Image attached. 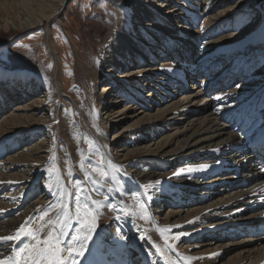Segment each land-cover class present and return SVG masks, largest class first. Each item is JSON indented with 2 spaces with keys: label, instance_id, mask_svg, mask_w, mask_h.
I'll return each instance as SVG.
<instances>
[{
  "label": "bare ground",
  "instance_id": "6f19581e",
  "mask_svg": "<svg viewBox=\"0 0 264 264\" xmlns=\"http://www.w3.org/2000/svg\"><path fill=\"white\" fill-rule=\"evenodd\" d=\"M110 1L102 52L90 54L80 70L83 106L59 80L56 86L34 69L0 68V236L15 235L21 225L39 229L49 218H59L70 238L83 227L76 219V194L82 197L81 205L86 200L90 205L93 200L106 205L107 195L118 207L127 208L124 212L107 206L99 209L97 227L79 264H167L156 245L177 264H259L264 248L254 247L249 239L203 236L207 228L213 230L212 225L225 224L222 218L233 212L231 205L248 191L243 187L222 190L224 185H219L229 177L218 168L222 160L232 157L238 138L219 118L225 107L207 98L189 74L209 71L212 77L207 82L223 74L230 84L236 80V69L245 70L244 80L217 99L254 96L263 101L264 0ZM64 2L0 0V26L5 31L45 27V45L57 78L60 59L49 29L61 16ZM192 49L193 57L198 56L189 62L187 53ZM179 74L192 85L181 98L179 89H172ZM90 75L102 82L100 91L93 92ZM200 95L204 109L191 106ZM69 101L76 105L70 111L76 124L74 133L63 136L67 118L62 111ZM110 133L112 138H107ZM232 158L238 162L241 157ZM98 162L116 177L106 181L107 186L94 185L85 176L87 171L101 179ZM247 164L242 176L255 170L251 162ZM201 165L208 167L187 172ZM181 169L184 172L176 175ZM156 181L160 184L147 190L152 199L140 197L148 205L146 218L129 217L127 211H139L138 198L130 193L143 194V186ZM210 189L219 193L212 195ZM186 196V203H178ZM58 204L65 206L63 211L49 208ZM45 211L48 215L42 220ZM118 215L120 219L115 218ZM51 227L45 226L41 238ZM30 242L31 237L24 236L0 243V259L13 255V247Z\"/></svg>",
  "mask_w": 264,
  "mask_h": 264
},
{
  "label": "rangeland",
  "instance_id": "374dc122",
  "mask_svg": "<svg viewBox=\"0 0 264 264\" xmlns=\"http://www.w3.org/2000/svg\"><path fill=\"white\" fill-rule=\"evenodd\" d=\"M110 2V0H65L61 16L53 21L49 29L54 32L53 38L59 53V78L54 75L56 71L55 62L45 45L46 29L43 26H37L27 31H16L14 29L5 31L0 26V43L6 42V40L15 34H20L12 43H8L6 46L0 48V68L3 67L11 70L16 66H21L26 69H34L47 82L53 83L56 86L59 80L60 83H63L64 89L69 94H72L73 98L83 106L85 102L83 94L84 84L80 70L83 69V65L90 54L98 56L102 52L101 35L105 30V18L107 19L109 10L111 9ZM135 68L136 65L133 66V69ZM90 79V86L93 92L100 91L103 86L102 82L93 75H90ZM189 86L192 89V85ZM201 96L193 99L191 106L204 109L206 103H201ZM177 97L181 98V93ZM23 101L26 104L29 100ZM127 101L123 103L119 102V107L125 105ZM73 104L75 105V102L69 101V103L65 104L62 111L66 114L67 118L65 119L67 123L61 132V134L64 133L62 134L63 136L66 134L68 136L71 132L74 133L73 123L76 124V122L71 115L72 112H70ZM72 118L73 121L69 122L68 120H72ZM69 126L70 128L68 129ZM112 136V133H110L107 135V138H112ZM36 142H39V140ZM40 186H42V183H40Z\"/></svg>",
  "mask_w": 264,
  "mask_h": 264
},
{
  "label": "snow or ice",
  "instance_id": "6c2138e0",
  "mask_svg": "<svg viewBox=\"0 0 264 264\" xmlns=\"http://www.w3.org/2000/svg\"><path fill=\"white\" fill-rule=\"evenodd\" d=\"M51 67V66H49ZM94 143V142H93ZM98 151V149H97ZM97 167H99V176L101 179H94L91 175L86 171L85 176L89 179H92L94 185H106V181L111 180L115 181L116 177L111 175L101 167V162H98ZM207 165H201L198 167H189L187 169L188 173H192L197 170H202L207 168ZM184 172L183 169L180 172L176 173L179 175ZM126 174V173H125ZM160 184V181H156L154 184L144 185L143 188L146 190L145 193H130L132 196L137 197V206L139 211H127V215L129 217L139 215L140 218H146V213L148 211V205L144 202V199L140 197L143 196L147 200H151L152 197L147 195V190L150 188H155L156 185ZM52 186L49 185V191L51 192ZM93 190L98 191V188H94ZM80 192H83V189H79ZM109 192H112V188H108ZM81 196L77 195L75 197V208L77 213V223L83 225L82 228H78L76 230V234H73L70 238L67 237V233L64 231V221H61L59 218L53 220L49 218L41 224L39 229H31L26 228L25 225H21L20 228L16 230L15 235L9 236H0V243H8L10 241H20L24 236H30L31 242L27 244H23L20 247H13L12 252L13 255L7 256L5 259H0V264H79V258L83 257L85 251L88 247V241L92 238L91 233L95 231L97 224V215L96 213L102 206H107L112 211L115 212H124L127 208V205L123 207H118L115 203H113L107 195L105 196L106 205L102 204L100 201L93 200L91 205L86 202L81 205L80 200ZM88 200L91 197H87ZM61 207L62 211L64 209V205H50L49 208ZM48 212L45 211L41 219L43 220L44 216H47ZM116 219H120V216H116ZM61 224V227L57 229L56 225ZM52 225L47 234L41 238V233L44 231L45 226ZM171 227V226H170ZM179 227V226H175ZM119 232V229L117 230ZM161 230V234H163ZM181 235H186L182 233ZM127 239V237H124ZM140 239H145V237L141 236ZM148 239H151L148 237ZM175 239L179 240L180 236H176ZM169 250L175 248V245H166ZM157 251L160 252L162 258L167 261V264H177L175 260H172L169 256L166 255L165 252L160 250L159 245H156ZM214 255V254H213ZM197 259V257H185V260Z\"/></svg>",
  "mask_w": 264,
  "mask_h": 264
},
{
  "label": "water",
  "instance_id": "95a60500",
  "mask_svg": "<svg viewBox=\"0 0 264 264\" xmlns=\"http://www.w3.org/2000/svg\"><path fill=\"white\" fill-rule=\"evenodd\" d=\"M20 36V34H15L14 36L10 37V39L6 40V42L0 43V48L4 45L13 42L15 39H17Z\"/></svg>",
  "mask_w": 264,
  "mask_h": 264
}]
</instances>
